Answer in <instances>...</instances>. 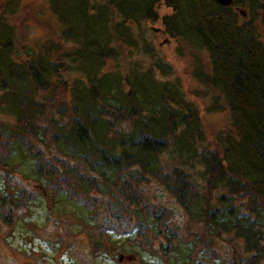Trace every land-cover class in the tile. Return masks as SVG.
<instances>
[{
    "label": "trees",
    "instance_id": "16d2710c",
    "mask_svg": "<svg viewBox=\"0 0 264 264\" xmlns=\"http://www.w3.org/2000/svg\"><path fill=\"white\" fill-rule=\"evenodd\" d=\"M20 1L0 0V117L16 127L0 120L9 156L12 146L21 151L41 187L71 174L80 193L153 181L189 221L217 239L241 241L236 247L243 254L232 248L235 260L210 258L206 238L207 262L178 264H263L264 0H234L230 7L215 0H44L59 32L58 41L39 51L17 45L11 18ZM161 3L173 11L161 20L165 32L207 52L209 71L201 65L192 71L198 84L216 92L207 110H229L231 127L216 136L213 149L197 105L141 31L159 20ZM115 41L146 55L147 67L134 62L106 71L118 57ZM60 87L69 94L66 104L55 100ZM34 138L50 155L26 144ZM50 160L58 165L50 169ZM119 209L111 211L114 220ZM137 219L156 227L153 216Z\"/></svg>",
    "mask_w": 264,
    "mask_h": 264
},
{
    "label": "rangeland",
    "instance_id": "374dc122",
    "mask_svg": "<svg viewBox=\"0 0 264 264\" xmlns=\"http://www.w3.org/2000/svg\"><path fill=\"white\" fill-rule=\"evenodd\" d=\"M156 10L159 20L144 24L141 31L151 53L158 54L171 66L186 97L197 105L207 147L213 149L216 136L231 127V118L223 104L222 112L207 110L216 92L212 87L198 84L192 75L198 65L209 71L207 52L197 50L182 39H173L165 32L161 21L173 11L163 3ZM11 23L18 46L39 51L48 41H58L59 25L44 0H21ZM138 31L135 29V33L140 34ZM261 35L264 38V33ZM114 43L118 57L109 59L106 71H115L118 67L125 70L134 62L147 67L150 60L146 55L130 51L117 41ZM56 92H61V95L56 94L57 102L69 97L64 87ZM0 120L7 128H16L13 119L4 116ZM2 137L0 131V195L7 193L11 200L0 196V264H178L189 263L191 259L190 263H200L207 262L209 254L210 258L222 256V260H235L232 248L241 241L226 236L217 239L196 223V219L189 221L186 212L155 182L139 183L137 187L130 182L108 191L103 188L101 193L93 188L80 193L79 184L75 187L74 183L70 184L74 179L71 174L69 178L56 179L48 182L47 187H41L33 172L34 164L13 146L9 156L10 142ZM26 144L35 151L38 149L42 157L50 155L47 147L35 138ZM49 162L50 169L58 165L52 160ZM186 170L194 176L192 171ZM16 189L24 191L20 198L13 195ZM131 200L137 205H132ZM115 206L120 208V217L116 220L111 213ZM141 216H153L156 227L151 229L139 223L137 218ZM135 230L139 236L130 233ZM206 238L211 248L207 256L203 251ZM193 249L197 250L191 257ZM237 249L243 254L241 248ZM167 251H172L173 256L167 255Z\"/></svg>",
    "mask_w": 264,
    "mask_h": 264
},
{
    "label": "water",
    "instance_id": "95a60500",
    "mask_svg": "<svg viewBox=\"0 0 264 264\" xmlns=\"http://www.w3.org/2000/svg\"><path fill=\"white\" fill-rule=\"evenodd\" d=\"M217 4L219 3L223 7H230L233 4L234 0H215Z\"/></svg>",
    "mask_w": 264,
    "mask_h": 264
}]
</instances>
